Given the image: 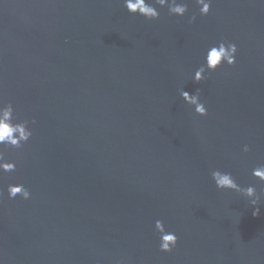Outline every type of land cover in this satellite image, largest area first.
<instances>
[{
    "label": "water",
    "instance_id": "water-1",
    "mask_svg": "<svg viewBox=\"0 0 264 264\" xmlns=\"http://www.w3.org/2000/svg\"><path fill=\"white\" fill-rule=\"evenodd\" d=\"M183 2L184 17L148 21L123 0H0V100L35 121L5 151L0 264H264V197L254 217L210 179L264 190L251 176L264 165V0H211L205 17ZM222 40L235 64L193 83ZM197 88L205 117L179 97ZM9 184L31 198L9 200ZM157 220L178 237L169 253Z\"/></svg>",
    "mask_w": 264,
    "mask_h": 264
},
{
    "label": "clouds",
    "instance_id": "clouds-1",
    "mask_svg": "<svg viewBox=\"0 0 264 264\" xmlns=\"http://www.w3.org/2000/svg\"><path fill=\"white\" fill-rule=\"evenodd\" d=\"M199 9L198 15L205 17L209 14L211 0H195ZM123 7L129 15L140 16L148 21L159 19L157 8H167L169 16L182 18L188 12V5L183 0H123ZM196 20V15L189 17L188 23L192 24ZM237 46L234 43L219 41L211 45L206 50L203 63L194 71L192 82L200 84L207 79L206 73H213L222 65L232 67L236 61ZM179 97L191 108L196 116L205 117L207 109L201 100V90L199 88L192 94L181 89ZM35 125V121L17 120L14 116V107L11 102L0 100V175L16 171V164L7 161L5 151L8 149H20L29 143L32 138V131L29 125ZM249 148L244 146L243 152L247 153ZM251 176L254 180L264 184V165L253 168ZM210 179L217 191H231L239 194L249 202V206L254 210L252 215L255 217L260 213V201L264 197V190L259 195L253 186L246 188L240 187L230 172H223L219 169L210 173ZM5 190H0V198L3 197ZM7 198L13 201H28L31 198L30 191L22 184H9L6 188ZM154 230L159 234V251L162 253L171 252L177 245L178 237L174 232L166 231L162 221L154 223Z\"/></svg>",
    "mask_w": 264,
    "mask_h": 264
}]
</instances>
